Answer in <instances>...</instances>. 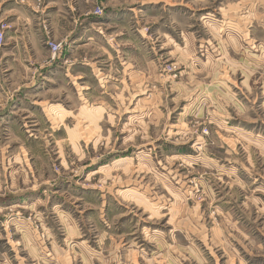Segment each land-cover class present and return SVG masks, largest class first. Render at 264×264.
Returning a JSON list of instances; mask_svg holds the SVG:
<instances>
[{"label":"rangeland","instance_id":"obj_1","mask_svg":"<svg viewBox=\"0 0 264 264\" xmlns=\"http://www.w3.org/2000/svg\"><path fill=\"white\" fill-rule=\"evenodd\" d=\"M80 13V73L0 67V264H264V0Z\"/></svg>","mask_w":264,"mask_h":264},{"label":"crops","instance_id":"obj_2","mask_svg":"<svg viewBox=\"0 0 264 264\" xmlns=\"http://www.w3.org/2000/svg\"><path fill=\"white\" fill-rule=\"evenodd\" d=\"M80 1L82 0H44V7L38 9L35 0H0V20L8 24L6 41L0 48L1 70L10 72L11 77L12 72L16 73L19 68L32 71L28 64L39 63V67H44L55 76L62 72L71 78L75 72L80 73L78 66H68V61H64L67 57L62 59L59 55L57 60L52 59L47 45L49 38L64 40L67 43L66 51L73 57L85 45L92 44V37L84 39V36L90 28L95 27V22L99 24L102 20L92 16L93 20L88 21L89 18H84L87 14L80 13L75 19L77 25L73 28L71 13ZM95 31L101 33L98 29ZM63 63L65 69L61 71L59 68H62Z\"/></svg>","mask_w":264,"mask_h":264},{"label":"built area","instance_id":"obj_3","mask_svg":"<svg viewBox=\"0 0 264 264\" xmlns=\"http://www.w3.org/2000/svg\"><path fill=\"white\" fill-rule=\"evenodd\" d=\"M96 15H101L103 13V9L101 7H97L94 11ZM8 28V24L0 20V47L4 46L6 41V30ZM47 45L50 48L52 53V59H58V56L61 54L63 44L61 42H56L54 40L48 39Z\"/></svg>","mask_w":264,"mask_h":264}]
</instances>
